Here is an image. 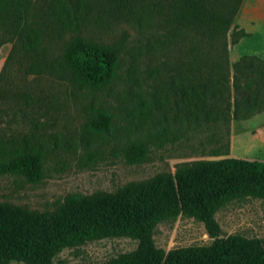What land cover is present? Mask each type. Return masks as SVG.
Masks as SVG:
<instances>
[{
    "label": "trees",
    "instance_id": "1",
    "mask_svg": "<svg viewBox=\"0 0 264 264\" xmlns=\"http://www.w3.org/2000/svg\"><path fill=\"white\" fill-rule=\"evenodd\" d=\"M242 1L0 0V48L10 44L0 69V176L42 178L45 153L35 133L30 141L29 134L1 127L10 124L7 117L23 124L37 101L23 89L9 97L16 72L57 77L91 95L122 86L119 97L133 127L122 152L130 162L146 155L149 141L161 145L187 129L264 111V57L245 54L229 62L230 28L233 44L249 35L234 26ZM118 24L137 31L131 46L97 40L90 31ZM90 110L88 125L111 133V112ZM249 198L264 201V161L226 156L183 161L174 173L131 181L114 192L72 195L53 211L2 202L0 264H55L65 247L125 236L138 240L136 249L102 264H264L260 240L221 236L215 219L218 210ZM177 216L201 221L211 242L157 247V224Z\"/></svg>",
    "mask_w": 264,
    "mask_h": 264
},
{
    "label": "rangeland",
    "instance_id": "2",
    "mask_svg": "<svg viewBox=\"0 0 264 264\" xmlns=\"http://www.w3.org/2000/svg\"><path fill=\"white\" fill-rule=\"evenodd\" d=\"M254 1L249 0L248 5ZM264 5V4H263ZM246 20L238 23L249 28ZM228 32L230 65L245 54L264 57L261 38L242 37L233 44ZM97 40L131 46L137 31L126 24L90 30ZM249 33V32H247ZM7 52L10 44H6ZM126 48V47H125ZM121 54L125 56L124 49ZM6 54L4 55V60ZM4 62V61H3ZM157 66L161 67V63ZM167 77L158 76L160 89ZM9 97L16 90H26L37 97L31 117L23 124L7 117L1 127L21 135L35 133L43 158L42 178L30 182L15 174L0 176V203L6 202L37 211H53L72 195L114 192L131 181H143L160 173H174L178 163L198 159H218L226 156L264 161V111L244 120L228 124L187 129L178 139L172 136L161 145L147 142V153L139 161H127L122 148L124 138L131 134L130 117L123 111L118 85L110 93L95 95L80 92L68 82L48 75L12 74ZM172 98L170 97V102ZM107 108L114 117L111 133H99L88 125L90 107ZM10 125V126H9ZM37 126L31 129L32 126ZM215 219L221 236L238 233L256 238L264 244V201L249 198L233 202L218 210ZM153 239L164 250L193 244H207L211 238L205 225L193 217L177 216L157 224ZM138 240L131 237H107L63 248L53 257L55 264H102L116 256L136 249ZM6 264H24L11 260Z\"/></svg>",
    "mask_w": 264,
    "mask_h": 264
},
{
    "label": "crops",
    "instance_id": "3",
    "mask_svg": "<svg viewBox=\"0 0 264 264\" xmlns=\"http://www.w3.org/2000/svg\"><path fill=\"white\" fill-rule=\"evenodd\" d=\"M248 2L249 0L242 1V4L234 19V26L244 29V31L249 32L248 34L252 36L260 37L262 45H264V0L254 1L249 5ZM247 13H249L247 17H250L249 28L245 27L243 22L238 23L239 18L240 20L242 19V21L244 19L246 20L245 15ZM7 49L8 48L5 45L0 48V69L3 65L4 55L7 54Z\"/></svg>",
    "mask_w": 264,
    "mask_h": 264
}]
</instances>
